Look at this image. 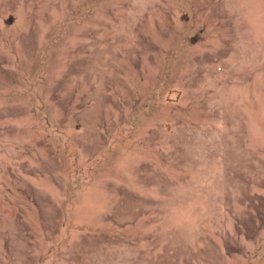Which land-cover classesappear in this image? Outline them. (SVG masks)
I'll list each match as a JSON object with an SVG mask.
<instances>
[{
    "label": "rangeland",
    "instance_id": "374dc122",
    "mask_svg": "<svg viewBox=\"0 0 264 264\" xmlns=\"http://www.w3.org/2000/svg\"><path fill=\"white\" fill-rule=\"evenodd\" d=\"M215 1L0 0V264H264V11Z\"/></svg>",
    "mask_w": 264,
    "mask_h": 264
},
{
    "label": "crops",
    "instance_id": "0c3cea01",
    "mask_svg": "<svg viewBox=\"0 0 264 264\" xmlns=\"http://www.w3.org/2000/svg\"><path fill=\"white\" fill-rule=\"evenodd\" d=\"M259 2H261L262 4H260L259 6H258V9L260 10V11H264V0H258ZM223 2V1H222ZM213 3H216V1L215 0H213ZM223 4V3H222ZM255 7V3H254V0H248L247 1V9L249 10V11H252V9ZM221 10V11H220ZM220 14H224L225 16H227V14H230L231 13V11H228V8H220Z\"/></svg>",
    "mask_w": 264,
    "mask_h": 264
}]
</instances>
